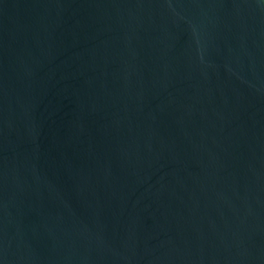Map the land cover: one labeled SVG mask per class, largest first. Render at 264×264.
<instances>
[{
	"label": "water",
	"instance_id": "1",
	"mask_svg": "<svg viewBox=\"0 0 264 264\" xmlns=\"http://www.w3.org/2000/svg\"><path fill=\"white\" fill-rule=\"evenodd\" d=\"M0 264H264V0H0Z\"/></svg>",
	"mask_w": 264,
	"mask_h": 264
}]
</instances>
